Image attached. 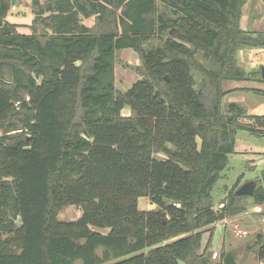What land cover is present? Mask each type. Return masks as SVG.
I'll return each instance as SVG.
<instances>
[{"label": "trees", "instance_id": "1", "mask_svg": "<svg viewBox=\"0 0 264 264\" xmlns=\"http://www.w3.org/2000/svg\"><path fill=\"white\" fill-rule=\"evenodd\" d=\"M247 2L31 0L23 34L0 0V264H237L211 263L202 229L264 203L260 175L251 196L236 194L243 174L212 196L229 156L248 171L264 156L236 150L238 131L264 139V115L225 102V83H264L238 61L264 50V31L241 27ZM123 49L138 79L121 91ZM69 206L80 218L60 220Z\"/></svg>", "mask_w": 264, "mask_h": 264}, {"label": "rangeland", "instance_id": "2", "mask_svg": "<svg viewBox=\"0 0 264 264\" xmlns=\"http://www.w3.org/2000/svg\"><path fill=\"white\" fill-rule=\"evenodd\" d=\"M23 1L26 3L31 2V0ZM16 14L20 16L16 17ZM32 17L33 15L28 6H19L11 9V15H8L7 20L11 23L22 25L19 31L23 34H29V28L24 25L30 24ZM91 21L90 19L89 24H91ZM241 54L242 56L246 55L249 60L251 59L247 61L249 62L247 63L249 65L247 67L248 71H252V67L257 69L264 66V54H260V57L257 58L252 57L253 51L251 50H242ZM137 60L136 53L132 51L127 52L122 50L117 53V89L124 91L138 79L135 73L129 69H125L121 65L122 62L134 64ZM253 60L257 61L253 64ZM228 85L229 83H225V88ZM250 112L256 115H264V106L261 109ZM122 113L127 115L128 109H123ZM247 148H252L253 151L264 149V139H257L244 131H238L236 136V150ZM262 159H264V156L253 161L250 164L253 167L252 171H248L245 169V159L242 155L234 154L229 156L228 166L222 172V178L212 190L214 203L218 204L225 197L241 174L243 176L239 186L249 181H253L259 185V171L264 167V160L262 161ZM244 205L246 206L247 212L224 219L202 229V235L204 237L202 249H204L205 245H208L205 247V255L211 263H218L220 261V253L226 251L234 255L237 264H260L257 258L256 243L259 240L258 236L261 235L262 241L260 246H264V203L261 205L255 204L252 198H250L244 201ZM138 206L143 210L154 208V205L147 199H139ZM80 216L81 211L78 207L69 206L59 213L58 218L62 221H75ZM143 252H146V250Z\"/></svg>", "mask_w": 264, "mask_h": 264}, {"label": "crops", "instance_id": "3", "mask_svg": "<svg viewBox=\"0 0 264 264\" xmlns=\"http://www.w3.org/2000/svg\"><path fill=\"white\" fill-rule=\"evenodd\" d=\"M241 27L251 32L264 31V0H248V2L243 8V15L241 18ZM123 50L127 52L132 51L131 49H123ZM241 52L242 51H240L238 54L239 65L242 68H244L246 71H248L247 67L249 65L247 63L249 62L247 61H250L251 59L249 60V58L246 55L242 56ZM255 52H256V56H254ZM260 54H264V50L254 51L252 57L253 58L260 57ZM256 61L257 60H253V64ZM137 63H138V60L134 64H137ZM252 69L255 70L256 68L252 67ZM114 75H115V84H116V80H117V65L116 64L114 67ZM115 87L117 88V84L115 85ZM225 89L229 90V93L225 97V102L226 103H231V102L238 103L242 105L249 114H252L250 111L261 109L264 106V95L261 94L260 92V91L264 92V83L262 82H259L257 80L230 82L228 87ZM250 90H254L256 92H252ZM253 115H256V114H253Z\"/></svg>", "mask_w": 264, "mask_h": 264}, {"label": "water", "instance_id": "4", "mask_svg": "<svg viewBox=\"0 0 264 264\" xmlns=\"http://www.w3.org/2000/svg\"><path fill=\"white\" fill-rule=\"evenodd\" d=\"M27 5H28V3H26L23 0H11V9H13L15 7H19V6L25 7ZM260 72H261V78L264 80V66H261ZM165 79L168 80L167 77H165ZM259 175H260V179L262 182V187L264 189V167L259 171ZM255 187H256L255 182H253V181L246 182L237 189L236 194L237 195L251 196L254 193Z\"/></svg>", "mask_w": 264, "mask_h": 264}]
</instances>
